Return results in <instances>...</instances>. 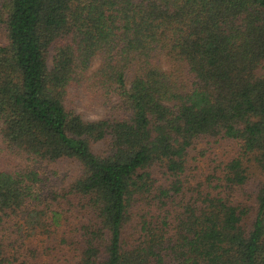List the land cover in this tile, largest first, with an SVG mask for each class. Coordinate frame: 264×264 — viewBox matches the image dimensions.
Here are the masks:
<instances>
[{
	"label": "trees",
	"instance_id": "obj_1",
	"mask_svg": "<svg viewBox=\"0 0 264 264\" xmlns=\"http://www.w3.org/2000/svg\"><path fill=\"white\" fill-rule=\"evenodd\" d=\"M0 264H264V0H0Z\"/></svg>",
	"mask_w": 264,
	"mask_h": 264
},
{
	"label": "rangeland",
	"instance_id": "obj_2",
	"mask_svg": "<svg viewBox=\"0 0 264 264\" xmlns=\"http://www.w3.org/2000/svg\"><path fill=\"white\" fill-rule=\"evenodd\" d=\"M50 65V61L48 62ZM83 110L87 118L95 119L103 115L101 109H95L91 106L85 107L83 104L79 107ZM234 155V148L231 144L225 141L218 142H199L189 150L188 153V168L189 174L197 176V178H205L212 173V170L220 164L226 163ZM50 185L59 184V179L49 177L46 181ZM74 218L70 219V223H74Z\"/></svg>",
	"mask_w": 264,
	"mask_h": 264
}]
</instances>
